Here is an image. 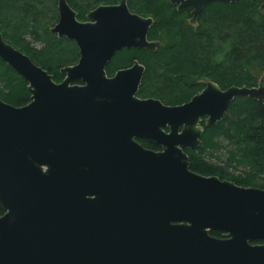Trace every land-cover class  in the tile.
I'll return each instance as SVG.
<instances>
[{
  "label": "water",
  "instance_id": "1",
  "mask_svg": "<svg viewBox=\"0 0 264 264\" xmlns=\"http://www.w3.org/2000/svg\"><path fill=\"white\" fill-rule=\"evenodd\" d=\"M169 1L191 7L195 22L214 2L243 0ZM58 11L51 31L80 54L60 83L0 30V59L32 94L24 106L0 99V264H264V244H253L264 241V189L198 174L186 151L202 144L203 119L217 125L237 97L264 104V78L227 89L208 81L179 105L141 98L144 64L114 76L107 66L124 49L157 51L154 18L128 0L86 22L68 0Z\"/></svg>",
  "mask_w": 264,
  "mask_h": 264
},
{
  "label": "trees",
  "instance_id": "2",
  "mask_svg": "<svg viewBox=\"0 0 264 264\" xmlns=\"http://www.w3.org/2000/svg\"><path fill=\"white\" fill-rule=\"evenodd\" d=\"M120 1L68 0L81 21L100 5ZM128 3L133 12L154 18L148 38L162 45L156 52L139 48L119 51L110 61L108 74L139 60L146 67L138 93L142 98L183 104L204 89L206 82L202 80L214 81L222 89L259 85L264 74V0L214 2L199 18L197 29L186 22L192 17L190 7L179 10L169 0ZM57 5L58 0H0V30L8 43L61 82L65 77L62 68L73 65L79 55L73 41L59 38L49 28L58 14ZM29 40L40 47H32ZM0 98L15 106L32 100L28 82L2 59ZM187 152L190 168L198 174L264 188V183L258 182L264 176V104L250 97H237L229 115L206 128L200 147ZM232 168L241 169L243 176L230 173ZM4 214L0 205V217Z\"/></svg>",
  "mask_w": 264,
  "mask_h": 264
},
{
  "label": "rangeland",
  "instance_id": "3",
  "mask_svg": "<svg viewBox=\"0 0 264 264\" xmlns=\"http://www.w3.org/2000/svg\"><path fill=\"white\" fill-rule=\"evenodd\" d=\"M57 9H58V5H57ZM89 14V13H88ZM87 14V15H88ZM86 19H87V16H86ZM58 21H59V11H58V14L56 15V19L55 20H53L52 22L53 23H51L49 26V28H50V30L58 23ZM186 22L189 24V25H191L194 29H197L198 28V26H199V24L198 23H193L192 22V17L191 18H188L187 20H186ZM52 32V31H51ZM53 33V32H52ZM57 35V34H56ZM58 36V35H57ZM69 40V39H68ZM30 42H31V45H32V47H40V44L39 43H37V42H35V41H32V40H29ZM72 41V40H71ZM74 42V41H73ZM75 43V42H74ZM11 44V43H10ZM76 44V43H75ZM13 45V44H12ZM77 45V44H76ZM14 46V45H13ZM15 47V46H14ZM16 48V47H15ZM77 48H78V46H77ZM18 49V48H17ZM18 50H20V49H18ZM21 51V50H20ZM122 51V50H121ZM23 52V51H22ZM24 54H26L25 52H23ZM26 55H28V54H26ZM78 55H79V57H77V61L73 64V65H75L78 61H79V58H80V54H79V48H78ZM29 56V55H28ZM109 65H110V62H109V64H108V66H107V72H108V67H109ZM131 67V66H130ZM126 68H128V67H126ZM122 69H125V68H122ZM120 70V69H119ZM118 71V70H117ZM116 71V72H117ZM115 72V73H116ZM62 73V72H61ZM114 73V74H115ZM64 75V74H63ZM110 75V74H109ZM113 74H111L110 76H112ZM264 77V74L262 75V78ZM64 79H65V77H64ZM63 79V80H64ZM62 80V81H63ZM261 80V79H260ZM61 81V82H62ZM203 82H207V81H211V80H202ZM141 88V87H140ZM139 96V95H138ZM139 97H141L142 98V96H139ZM1 99V98H0ZM3 100V99H2ZM3 101H5V100H3ZM6 102V101H5ZM7 103H9V104H11L10 102H7ZM230 171V173H232V174H234V175H236V176H243V174H242V170L241 169H238V170H236V169H230L229 170ZM258 182L260 183V184H263L264 183V176L263 177H261L260 179H258Z\"/></svg>",
  "mask_w": 264,
  "mask_h": 264
},
{
  "label": "flooded vegetation",
  "instance_id": "4",
  "mask_svg": "<svg viewBox=\"0 0 264 264\" xmlns=\"http://www.w3.org/2000/svg\"><path fill=\"white\" fill-rule=\"evenodd\" d=\"M114 75L115 74H113L112 76H114ZM206 120H207V118H204L203 122L201 124L202 127L204 128V132H205V130L207 128L206 127ZM166 131L168 132L169 130L167 129ZM204 132H203V134H204ZM203 134H202V136H203ZM202 136H201V140H202ZM139 142L146 149H149V150H152V151H155V152H161L163 150V147L161 145L157 144L155 141L147 140V139H141V140H139ZM187 151H192V150L191 149H187ZM262 189H264V188H262ZM216 233H219V234H216ZM211 236L216 237L218 239H224L225 238V233L218 232V231H212L211 232ZM253 244H264V241H257V242H254Z\"/></svg>",
  "mask_w": 264,
  "mask_h": 264
},
{
  "label": "bare ground",
  "instance_id": "5",
  "mask_svg": "<svg viewBox=\"0 0 264 264\" xmlns=\"http://www.w3.org/2000/svg\"><path fill=\"white\" fill-rule=\"evenodd\" d=\"M262 189V188H261Z\"/></svg>",
  "mask_w": 264,
  "mask_h": 264
}]
</instances>
